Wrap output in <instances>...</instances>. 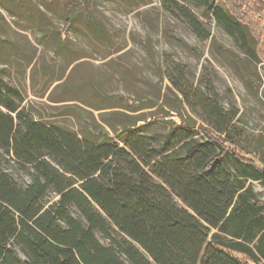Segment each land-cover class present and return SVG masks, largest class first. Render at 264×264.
<instances>
[{
	"label": "trees",
	"instance_id": "16d2710c",
	"mask_svg": "<svg viewBox=\"0 0 264 264\" xmlns=\"http://www.w3.org/2000/svg\"><path fill=\"white\" fill-rule=\"evenodd\" d=\"M34 1L60 2L62 45L75 21L105 35L89 0ZM160 1L199 41L214 37L194 10L264 62V0ZM172 82L183 100L118 96L113 108L129 113L101 123L84 110L71 130L35 119L0 80V264H264V200L253 189L264 160L241 146L235 114ZM144 108L157 110L134 114Z\"/></svg>",
	"mask_w": 264,
	"mask_h": 264
},
{
	"label": "rangeland",
	"instance_id": "374dc122",
	"mask_svg": "<svg viewBox=\"0 0 264 264\" xmlns=\"http://www.w3.org/2000/svg\"><path fill=\"white\" fill-rule=\"evenodd\" d=\"M0 1V80L18 88L25 99L22 107L35 119L78 130L77 116L84 110L94 112L99 122L102 113H129L113 108L118 96L173 104L183 100L174 79L186 91L194 88L217 99L229 116L235 114L234 124L244 134L241 146L264 160V62L248 61L236 41L206 15L194 10L214 39L199 41L160 0H89L104 37L75 21L62 45L59 1ZM96 92L103 95L92 98ZM253 189L264 200V185L253 183Z\"/></svg>",
	"mask_w": 264,
	"mask_h": 264
}]
</instances>
